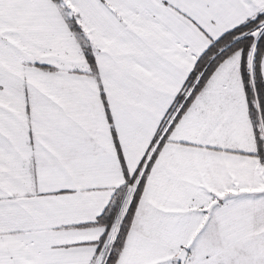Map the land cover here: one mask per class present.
Here are the masks:
<instances>
[{
  "label": "snow or ice",
  "instance_id": "snow-or-ice-1",
  "mask_svg": "<svg viewBox=\"0 0 264 264\" xmlns=\"http://www.w3.org/2000/svg\"><path fill=\"white\" fill-rule=\"evenodd\" d=\"M0 264H264V0H0Z\"/></svg>",
  "mask_w": 264,
  "mask_h": 264
}]
</instances>
